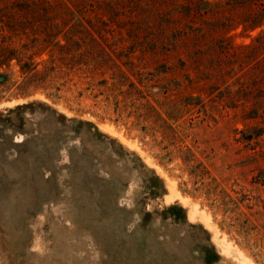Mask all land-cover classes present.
Instances as JSON below:
<instances>
[{
	"label": "rangeland",
	"instance_id": "1",
	"mask_svg": "<svg viewBox=\"0 0 264 264\" xmlns=\"http://www.w3.org/2000/svg\"><path fill=\"white\" fill-rule=\"evenodd\" d=\"M221 1L0 0V264H264V24Z\"/></svg>",
	"mask_w": 264,
	"mask_h": 264
},
{
	"label": "trees",
	"instance_id": "2",
	"mask_svg": "<svg viewBox=\"0 0 264 264\" xmlns=\"http://www.w3.org/2000/svg\"><path fill=\"white\" fill-rule=\"evenodd\" d=\"M239 5H243L244 8L248 6H252V9L247 16L249 20H251V24L249 28L255 29L264 24V0H236L235 1ZM224 3L228 6H233L234 0H224L221 1L220 5H224ZM198 12V10H196ZM202 16V14H200ZM6 51H2L0 54V66L5 64V58L7 55L5 54Z\"/></svg>",
	"mask_w": 264,
	"mask_h": 264
}]
</instances>
